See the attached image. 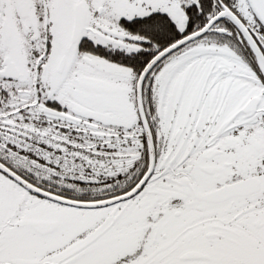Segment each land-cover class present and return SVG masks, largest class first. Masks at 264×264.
Instances as JSON below:
<instances>
[{
  "label": "snow or ice",
  "instance_id": "1",
  "mask_svg": "<svg viewBox=\"0 0 264 264\" xmlns=\"http://www.w3.org/2000/svg\"><path fill=\"white\" fill-rule=\"evenodd\" d=\"M0 264H264V0H0Z\"/></svg>",
  "mask_w": 264,
  "mask_h": 264
}]
</instances>
